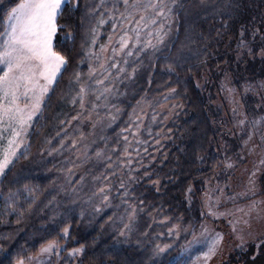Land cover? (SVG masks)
<instances>
[{"label": "trees", "instance_id": "16d2710c", "mask_svg": "<svg viewBox=\"0 0 264 264\" xmlns=\"http://www.w3.org/2000/svg\"><path fill=\"white\" fill-rule=\"evenodd\" d=\"M12 4L13 0L0 4V32L5 7ZM96 6L95 0H67L62 5L54 46L68 58L67 64L43 103L26 149L0 180V264L28 261L49 241L59 239L65 228L69 235L61 253L81 248L80 264H167L202 222L193 188L224 164L216 136V127L228 124L221 118L228 109L223 82L236 76L233 83L242 88L239 83L248 85L264 76V0H176L171 7L172 32L165 42L156 51L141 54L129 68L133 75L128 78L127 71L122 77L127 81H113L117 99L111 101L110 113L113 117L118 113L117 120L97 135L82 169L67 173L63 160L58 162L65 156L64 149L72 142L80 144L84 136L69 108L87 70L85 51L98 20ZM148 102L150 110L164 102L180 109L165 125L152 124L151 114L141 123L145 139L150 138L144 132L148 127L164 140L153 148L156 158L151 165L137 173L141 180L129 195L128 201L136 200L141 211L134 231L131 223L125 228L124 222H117L119 190L111 193V206L105 210L91 205L87 196H78L85 190L80 184L83 175L99 179L100 173L108 172L100 154L120 156L135 110ZM41 153L44 158L37 165L34 157ZM61 171L66 174L63 185ZM100 184L91 187L94 193ZM260 184L264 195V174ZM166 216L171 217L170 225L179 224L182 231L168 252L157 255V243L150 235L156 232L154 221ZM251 249H240L235 255L241 258L231 263L239 264L245 255L241 264H264V260L247 259Z\"/></svg>", "mask_w": 264, "mask_h": 264}, {"label": "rangeland", "instance_id": "374dc122", "mask_svg": "<svg viewBox=\"0 0 264 264\" xmlns=\"http://www.w3.org/2000/svg\"><path fill=\"white\" fill-rule=\"evenodd\" d=\"M92 1L94 3V0ZM95 1L97 6L94 15L98 20L92 29L85 51L88 57L87 70L84 71L85 74H82L80 83L75 87L77 93L74 96V101L77 98V102L73 101L69 108L71 112L74 111L75 120L79 121L81 128L79 130L84 131V136L80 144L70 143L67 146L68 149H64L65 156L58 162L62 163L63 160L65 168L69 169L67 173H70L71 169H79L86 164L83 161L97 142V135L110 123L117 120L118 113L114 117L110 113L112 110L111 101L117 99L116 85L114 84L127 81L122 78L127 71L130 72L128 78L133 75V69L129 70V68H132L133 63L139 59L141 54L152 50L156 51L165 42L172 32L171 7L176 0H128L127 7L124 0ZM150 3H162L165 6L164 13H160L159 7L146 9L133 7V5L143 6ZM142 16L143 20L140 19ZM101 19L104 21L103 24L99 22ZM113 25L116 27L114 28ZM145 25L147 26L145 27ZM124 32L128 34L129 43L125 49L121 50L119 38ZM157 33L163 37L162 40L157 39ZM93 36H95V42H93ZM2 42L0 39V43ZM101 45H104L103 49ZM90 66L95 71L90 72ZM60 73L48 86V91L41 101L40 110L32 117L27 125V131L22 134L23 142L16 149L17 156L13 157L12 162L26 149L37 116L41 113L43 103L53 89ZM114 80H116L115 83ZM235 80L237 77L233 76L226 78L223 82V97L228 109L227 114L224 112L225 115L222 114L221 118L228 124L216 127L218 130L216 136L224 156V164L215 174L207 177L208 179L199 182L194 188L191 187L192 191L197 194L202 222L196 234L179 253L169 259L167 264H204V257L201 253L207 251L209 243L217 234H220L221 239L217 242L215 252L207 260V264H234L231 263L232 260L241 258L235 255L240 249L244 251L251 248L247 259H257L258 262L264 260V250L261 251L264 246V195L260 184L264 174V76L258 82L250 81L248 85L239 83L242 88H238L233 83ZM107 81L109 84L105 86ZM81 86L85 89L82 100ZM97 86L99 87L97 88ZM169 96V93L165 94V98ZM18 103L23 107L28 103V98L21 96ZM150 109L151 103L148 102L142 103L135 110L133 124L124 137V150L118 158L109 154L104 157L100 154L99 161L105 164L104 169H107L108 172L100 173L99 179L83 175V179L80 180V184L85 190L80 191L78 197L87 196L88 202L98 210L111 206V193L118 194L120 191L116 204V209L120 210L117 222L118 224L124 222L125 228H127V224L131 223L130 225L134 226V231L137 230V226L139 227L141 211L139 212L140 206L138 207L136 200L134 203L128 201L129 195L135 187V183L141 180L137 173L151 165L156 158L153 148L164 140V138H157L156 136L159 135L153 134L150 129H147L148 127L144 132L150 138L145 139L142 135L143 132H140L141 123L146 115L151 114L152 124L165 125L180 108L178 104L164 102L155 106L153 110ZM5 123H7V119H5ZM139 132L140 135L137 137ZM0 133H2L0 145H7L8 137L11 135L10 129H0ZM43 158L44 154L42 153L34 157L35 163L41 164ZM61 173L59 183L63 185V183L66 184V174L65 171H61ZM3 174H0V180ZM145 176L147 174H143L142 177ZM98 181L101 184L94 193L91 187H96ZM90 191L91 195L89 196ZM169 220L171 217L166 216L154 221V224H157L156 232L150 236L155 238L157 243L154 250L157 255L168 252L182 231L179 224L172 226ZM67 230V234L62 230L60 238L54 240L55 245L51 251L42 253L39 250L36 256L29 258L23 264H59L62 260L64 262L61 264H68L72 260L71 257H73L72 264H80L81 248H77L80 249L78 252H74L73 249L68 253H61L69 235V228ZM165 245L168 247L165 248ZM158 246L163 249L162 252L157 253ZM241 256H243L241 262H244L246 256Z\"/></svg>", "mask_w": 264, "mask_h": 264}, {"label": "snow or ice", "instance_id": "6c2138e0", "mask_svg": "<svg viewBox=\"0 0 264 264\" xmlns=\"http://www.w3.org/2000/svg\"><path fill=\"white\" fill-rule=\"evenodd\" d=\"M64 3L65 0H19V2L13 0L12 5L5 7L4 31L0 32V39L3 41L0 43V129H10L11 135L8 137L7 145H0V174L4 173L13 157L17 156L16 149L23 142L22 134L27 131V125L40 110L48 86L67 64L68 58L54 46L60 28L57 21ZM0 4H4V0H0ZM124 4L127 7L128 0H124ZM133 7L145 9L159 7L160 13H164L165 6L162 3H150L143 6L133 5ZM140 19L143 20L144 17ZM99 22L104 23L102 19ZM157 39L162 40L163 37L157 33ZM119 43L121 50L128 46L127 32L120 36ZM101 48L103 49L104 45H101ZM113 51L115 52L116 49L114 48ZM261 54H264V49L261 50ZM92 71L95 69L90 66V72ZM79 76L77 72L75 78L78 80ZM84 91V87L81 86V100ZM21 96L28 98V103L23 107L18 103ZM67 231L65 228V234ZM220 239V234H217L209 243L207 251L201 253L204 264H207V260L214 254ZM54 245V240L49 241L40 251L49 252ZM73 251L78 252L80 249ZM156 251L159 253L163 249L158 246ZM16 264H23V260H17Z\"/></svg>", "mask_w": 264, "mask_h": 264}, {"label": "crops", "instance_id": "0c3cea01", "mask_svg": "<svg viewBox=\"0 0 264 264\" xmlns=\"http://www.w3.org/2000/svg\"><path fill=\"white\" fill-rule=\"evenodd\" d=\"M65 2H67V0H65Z\"/></svg>", "mask_w": 264, "mask_h": 264}]
</instances>
